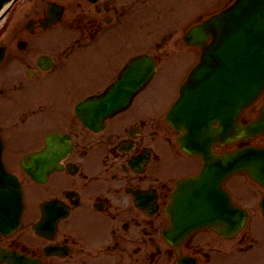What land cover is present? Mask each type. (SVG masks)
<instances>
[{
    "label": "flooded vegetation",
    "instance_id": "af4514ba",
    "mask_svg": "<svg viewBox=\"0 0 264 264\" xmlns=\"http://www.w3.org/2000/svg\"><path fill=\"white\" fill-rule=\"evenodd\" d=\"M49 1L22 2L18 11L23 15L16 23L8 22L3 33L0 127L6 142H16L9 164L18 165L25 214L20 229L0 234V245L26 252L40 264H172L179 254H193L197 264H234L238 259L264 264L262 253H248L254 241L252 224L236 238L211 230L196 233L177 250L166 246L163 207L175 180L196 173L201 160L174 143L165 122V99L158 91L141 92L102 130L82 123L76 103L85 94L102 91L104 71L93 70L91 79L81 82L68 81L63 71L81 50L118 30L121 2L55 0L65 5L66 16L47 27L43 19ZM108 67L112 74V61ZM89 85L92 90L85 91ZM51 132L67 137L70 149L60 167L39 182L23 170L21 159L41 149ZM256 141L264 145V135ZM48 201H55L53 213H68L60 219L54 215L46 220L49 226L43 222L37 232L33 228L44 218L42 207ZM138 202L145 203L144 208Z\"/></svg>",
    "mask_w": 264,
    "mask_h": 264
},
{
    "label": "water",
    "instance_id": "95a60500",
    "mask_svg": "<svg viewBox=\"0 0 264 264\" xmlns=\"http://www.w3.org/2000/svg\"><path fill=\"white\" fill-rule=\"evenodd\" d=\"M6 1L0 0V7ZM209 36L211 41L207 42ZM186 38L202 48V60L190 73L170 119L177 123L183 119L182 126L191 130V137L209 135L210 123L194 120L200 113L206 116L213 104H226L232 98L250 102L264 89V0H236L203 25L193 27ZM108 111L105 107V113ZM188 146L200 147L194 141ZM1 147L0 140V225L4 230L19 215L20 192L15 179L3 168ZM242 154L239 151L232 156V166L245 163L239 159Z\"/></svg>",
    "mask_w": 264,
    "mask_h": 264
},
{
    "label": "rangeland",
    "instance_id": "374dc122",
    "mask_svg": "<svg viewBox=\"0 0 264 264\" xmlns=\"http://www.w3.org/2000/svg\"><path fill=\"white\" fill-rule=\"evenodd\" d=\"M183 1L184 0H165V14L163 16L165 19V25H171V24L176 23L177 21L179 23L186 21L185 23H187L193 19L194 15H192V13L194 10L192 9L190 10V7L197 5L200 0H188L182 3L183 6L182 5L178 6ZM184 7H188V8H184ZM177 11L179 14L177 13ZM4 17H5L4 15L0 17V24L3 22ZM151 26L154 27V25H151ZM106 35L107 34L102 36V38H104ZM139 37L142 40L148 39V37L144 35H140ZM168 49L169 47L165 46V50H168ZM170 50L171 49H169V51ZM194 50L195 49L193 47L189 48L188 46L182 44V45L177 46V51L175 53H173L171 56H168L165 63L162 65V67L159 70V79H160L161 87L165 88V93L166 91L169 93H173L175 91L176 89L175 86L181 79V76L184 75L183 70H182L183 65L186 62H189L194 59L193 58V56H195ZM128 51L129 50L127 47L116 48L113 51L110 50L107 52V57L105 58V60L111 59V61L118 62L124 55H126V53H128ZM169 51H166L165 53H168ZM88 55L89 53L87 52L78 55L74 62L75 64L68 67L66 71L70 72L71 74L73 73L80 74L81 78L85 79L88 75H90V70H91L89 61L86 59ZM111 76L112 74H109L106 71H104L101 75V79H102L101 84L104 85L106 83V80H108ZM168 77H170L169 80H168ZM86 90L91 91L92 85H89L88 89H85V91ZM15 146H16V142L14 141L12 143L10 142L9 149H7V154H6L7 156L6 158L8 160L11 156L10 152L16 149ZM239 195L242 197H246V196L252 197L249 188H243L239 192ZM252 231L254 235L258 236L262 240V247L264 248V219L263 218L257 217L253 221Z\"/></svg>",
    "mask_w": 264,
    "mask_h": 264
}]
</instances>
